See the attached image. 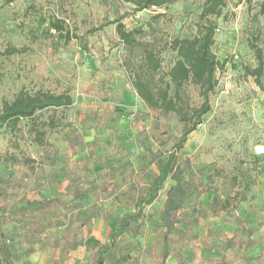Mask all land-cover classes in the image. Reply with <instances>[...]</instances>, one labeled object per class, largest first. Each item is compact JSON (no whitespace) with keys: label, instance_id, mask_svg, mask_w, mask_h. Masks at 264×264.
<instances>
[{"label":"rangeland","instance_id":"obj_1","mask_svg":"<svg viewBox=\"0 0 264 264\" xmlns=\"http://www.w3.org/2000/svg\"><path fill=\"white\" fill-rule=\"evenodd\" d=\"M110 2L109 20L127 14L122 22L130 28L145 23L155 13H163L162 24L167 35L184 37L195 32L201 0H177L134 15L131 4L120 0ZM258 4V0H225L222 14L216 19L218 31L212 47L223 65L217 72V87L210 96L211 108L177 154L184 179H190V173L194 172L204 188L200 196L203 202L211 199L213 186L218 187L217 195L221 199L238 192L232 204L243 200L238 202L236 209H229L228 213H220L218 217L206 216L196 220L191 216L195 221L189 223L187 232L192 237V245L184 264H202L203 259L222 254L228 255L234 264H264V154L254 153V147L264 143V64L259 84L253 75L247 73L257 65L250 43L261 48L264 61L263 20L256 15ZM103 15L104 7L98 0H0V101L11 98L22 88L32 92L69 87L72 92V105L67 111L70 126L48 135V140L58 148L57 164L47 168V177L39 190L26 192L28 198L46 199L64 191L67 181L63 163L66 158L84 170L89 168L90 176L100 172L101 160L109 153L110 132L113 141L129 150L131 155L125 160L124 167L140 184L148 183L149 175L157 173L154 165H148L144 174L136 170L144 155L140 141L143 139L153 150L161 151L164 157L176 141L178 129L175 118L170 115L167 120H160L156 112L145 109L126 81L119 67L120 45L114 24L90 31L99 26ZM51 16L68 17L66 20L77 38L65 43L53 30H49L48 18ZM10 46L27 47V50L22 54L4 55V50ZM174 57L175 53L171 51L163 53L164 69ZM194 100L197 102L195 96ZM110 106H113L114 114L98 131H94L92 120L97 113L109 110ZM68 133L82 136L75 152L66 138ZM14 141L25 155L38 158L39 149L27 132L26 120H22L13 132L0 128V153L14 151ZM217 169L224 170L231 178L236 177L235 184L227 182L222 186L218 177L209 182L208 175ZM8 177L29 184L32 181L30 170L24 165L8 168L0 165V181ZM171 183L170 179L166 180L156 200L145 209L142 235H122L119 242L125 247L121 251H108L104 255L106 264L117 258H120L117 264L149 263L142 257L141 249L151 244L152 227H160L158 213L164 202L165 190ZM131 193L125 195L121 202L116 196L103 194L101 204L108 212V219L94 220L91 232L85 234L86 244H108L109 229L115 226L122 213L131 209ZM90 201L86 200V203ZM191 202L193 200L188 206ZM19 203L17 198L5 202L8 209H14ZM233 220L240 222L245 243L225 251L224 237L232 235L235 228L231 223ZM24 228L22 222L0 225V231L17 235ZM62 230H49L47 236L53 240L61 235ZM207 232L214 235L208 236ZM34 246L37 248V244ZM59 255L60 249L46 245L44 250L25 255L22 261L54 264ZM244 256L259 258L256 262L247 263ZM94 260V252L81 246L70 251L63 264H93ZM166 264L179 262L170 256Z\"/></svg>","mask_w":264,"mask_h":264},{"label":"trees","instance_id":"obj_2","mask_svg":"<svg viewBox=\"0 0 264 264\" xmlns=\"http://www.w3.org/2000/svg\"><path fill=\"white\" fill-rule=\"evenodd\" d=\"M98 1L104 7V15L99 26L90 31L102 30L105 26L114 24L120 45L119 67L126 81L145 109L156 112L160 120H167L170 115L175 118L178 136L165 157L161 151L148 146L143 139L140 141L144 155L143 162L136 170L144 174L148 165H154L157 169L156 174L149 175L148 183L136 182L132 172L124 167L125 160L131 154L128 149L113 141L110 132L109 153L101 160L100 172L90 176L89 168L84 170L75 161L66 158L63 163L67 181L64 191L46 199H31L26 196V192L39 190L47 177V168L57 164L58 148L48 140V135L70 126L67 111L72 105L71 88H61L58 91L37 89L32 92L22 88L11 98H2L0 128L13 132L22 120H26L27 132L38 147L39 156L34 159L25 155L15 141L12 142L14 151L6 150L0 153V165L5 168L24 165L29 168L32 176L30 184L11 177L0 181V225L22 222L25 227L18 235L0 231V264H15L20 261V264H29L26 260L22 261V258L35 250H44L46 245L60 249L59 259L55 260L54 264H63L69 258V252L81 246L94 252L93 264H106L104 255L108 251H121L125 247V244L119 242L122 235H142L145 209L156 200L168 179L172 183L165 190L164 202L158 213L160 227H152V242L141 249V255L149 261L148 264H166L170 256H174L179 264H184L192 245V237L187 232L189 223L195 221L191 220V216L196 220L206 216L218 217L220 213L236 209L238 202L243 200L242 198L232 204L239 195L238 192L221 199L217 195L218 187L213 186L211 199L203 202L200 196L204 188L197 180L196 174L191 172L190 179H184V170L177 161V154L184 147L189 134L197 129L203 116L211 108L210 96L217 87V72L223 65L212 47L215 43L216 19L222 14L225 0H201L195 32L184 37L167 35L162 24L163 13H155L145 23L127 28L122 22L127 14L109 20L107 14L111 0ZM120 1L131 4V13L134 15L144 9L161 8L177 0ZM256 15L262 17L264 35V0L259 2ZM67 18H48V29L53 30L65 43L77 38L70 29ZM26 48L10 46L3 54H22L26 52ZM250 48L255 53L257 65L248 69L247 73L253 75L259 84L263 73V54L255 43H250ZM165 51L175 53L167 69L163 68ZM113 109V106H110L106 112L96 114L91 123L94 131H98L114 114ZM66 138L75 152L82 136L68 133ZM93 157L96 155L93 154ZM215 177L221 179L222 186L227 182L234 185L237 180L236 177H229L222 169L208 175L209 182H213ZM104 193L118 197L120 202L125 195L131 193V209L122 213L115 226L109 229L108 244H86L85 234L91 232L94 220L108 219V212L101 204ZM11 198L20 200L14 209H8L5 204ZM86 200L91 201L86 203ZM190 200L193 202L188 206ZM231 223L235 228L230 237H224L225 251L245 243L240 222L233 220ZM56 228H63L62 233L50 240L47 232ZM207 235L213 236L214 233L207 232ZM34 244H37V248ZM258 258L259 256H244L247 263L256 262ZM119 261L120 258H117L108 264H117ZM202 264L234 263L228 255L222 254L219 257L205 258Z\"/></svg>","mask_w":264,"mask_h":264},{"label":"built area","instance_id":"obj_3","mask_svg":"<svg viewBox=\"0 0 264 264\" xmlns=\"http://www.w3.org/2000/svg\"><path fill=\"white\" fill-rule=\"evenodd\" d=\"M259 2L261 0H258ZM218 31V28L215 29V33ZM254 153L256 155H262L264 154V143H260V144H257L255 147H254Z\"/></svg>","mask_w":264,"mask_h":264},{"label":"crops","instance_id":"obj_4","mask_svg":"<svg viewBox=\"0 0 264 264\" xmlns=\"http://www.w3.org/2000/svg\"><path fill=\"white\" fill-rule=\"evenodd\" d=\"M251 257V256H250Z\"/></svg>","mask_w":264,"mask_h":264}]
</instances>
